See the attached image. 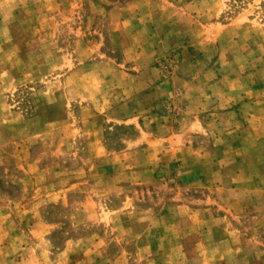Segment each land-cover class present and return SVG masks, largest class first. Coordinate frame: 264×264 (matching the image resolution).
I'll return each mask as SVG.
<instances>
[{"label":"rangeland","instance_id":"rangeland-1","mask_svg":"<svg viewBox=\"0 0 264 264\" xmlns=\"http://www.w3.org/2000/svg\"><path fill=\"white\" fill-rule=\"evenodd\" d=\"M0 264H264V0H0Z\"/></svg>","mask_w":264,"mask_h":264}]
</instances>
